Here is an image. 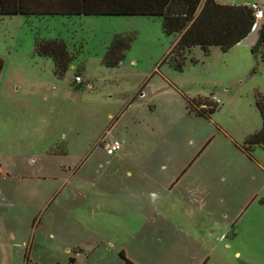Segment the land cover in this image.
I'll return each mask as SVG.
<instances>
[{
  "label": "rangeland",
  "instance_id": "rangeland-1",
  "mask_svg": "<svg viewBox=\"0 0 264 264\" xmlns=\"http://www.w3.org/2000/svg\"><path fill=\"white\" fill-rule=\"evenodd\" d=\"M217 1L239 6L253 0ZM162 23L146 16H0V197L11 200L14 237L7 243L18 248H7L16 264H264V147L244 150L262 128L258 29L227 52L193 47L178 71L169 61L176 37L165 35ZM116 36L133 42L117 67H107L103 60ZM37 40L66 44L72 62L63 77L55 75L53 59L35 51ZM142 85L147 98L139 106H148L151 95L160 118L113 125ZM195 98H208L217 110L210 118L190 112L187 100ZM137 113L148 121V113ZM221 127L239 142L228 146ZM201 130L212 133L214 143L200 165L209 162L216 173L197 178L198 188L214 179L213 199L200 205L178 200L201 166L181 190L162 193L164 202L153 209L141 199L125 206L122 198L107 197L117 181L149 188L136 169L132 177L121 175L151 153L186 154L190 163L185 144ZM102 132L106 142H132L121 164L95 145ZM218 185L229 187V205L219 202ZM3 249L0 244V260Z\"/></svg>",
  "mask_w": 264,
  "mask_h": 264
},
{
  "label": "trees",
  "instance_id": "trees-1",
  "mask_svg": "<svg viewBox=\"0 0 264 264\" xmlns=\"http://www.w3.org/2000/svg\"><path fill=\"white\" fill-rule=\"evenodd\" d=\"M146 16L162 18L163 32L167 36H180L171 50L170 64L182 71L185 55L193 47H200L206 54L212 47L223 52L245 40L253 31L254 16L247 6L223 5L216 0H0V16ZM133 38L116 36L103 63L117 67L131 48ZM255 49L264 60V20L258 29ZM35 51L54 60V73L63 77L72 56L64 42L37 40ZM3 61L0 59V76ZM77 77V76H76ZM188 109L197 115L210 118L217 104L208 98L188 99ZM257 109L262 128L250 135L245 151L256 146L264 147V99L258 94Z\"/></svg>",
  "mask_w": 264,
  "mask_h": 264
},
{
  "label": "crops",
  "instance_id": "crops-1",
  "mask_svg": "<svg viewBox=\"0 0 264 264\" xmlns=\"http://www.w3.org/2000/svg\"><path fill=\"white\" fill-rule=\"evenodd\" d=\"M239 6H247V4L239 5ZM175 37H176V42L174 43V45L180 39V36H175ZM143 85L134 95L128 96V99H131V101L122 107L117 117L112 118L113 125L116 122L121 123L123 120L127 119V125L138 124V126H141L143 123L146 122L151 123L152 121H155L156 119L160 118L158 113H156L157 106L154 104L155 101L153 100L151 95L149 96L150 99L146 101V103L149 104L148 106H146L145 103H142L143 105L139 106V103L142 101L144 102L145 98H147V96H145L142 91V88H144ZM180 94L181 97L186 95L184 92H180ZM139 109H142L144 113H148V117H149L148 121L146 120V118L139 116V114L137 113ZM218 133L224 134L227 141V145L230 147L232 146V142H234L235 144L239 142L238 140L230 136L229 133L222 127L220 128V130H218ZM106 135L107 132L105 133L102 132L97 138L95 145L104 147V142L107 141ZM213 139L214 136H212V133L207 134L205 130H201L199 132V136L197 139H188L186 141L185 147L187 148L190 147V149L192 150L191 152L192 154L190 156L193 159L190 163H188L189 155L186 156V154H181V153L176 155H168L164 152H160L159 155H156L157 152L151 153V155H148L147 159L142 158L137 163L134 162L133 164L129 163L130 167L125 171L127 173L121 175V177H130V176L132 177L134 173L131 170L136 169L135 171L136 174L142 175L148 179L149 188L141 187L140 185L135 186L134 184H131L129 182H126V184H124L123 182L120 183V181H117L118 182L117 186L109 188L110 194L107 197L116 200L118 198H122L123 199L122 203L125 206H133L136 202H140L139 200L136 199H141L143 206H147L148 209L150 208L153 209L155 208V206H159L164 202V197L161 196L162 193H168L170 192V190H173V188H175V190L176 189L181 190V188H183V186H181L183 181H185L190 177H194L192 175L196 169L195 166L197 167L201 166V169L197 172L198 177H194L196 178V182L193 187H196V189L191 194L189 189L193 187L184 188V190L178 193L179 194L178 200L182 202L191 201L197 205H200L201 203H207L208 201L213 199V195L215 193V187L213 186L214 179L209 180L210 186H206L205 190L203 189L199 190L197 178H202V181H204L205 179H209L210 177H213L214 174L216 173L215 170H211L213 167H211L209 162L206 164V166L200 165V162L204 159L206 153L210 151V148L214 143ZM130 144H132V142H127L124 139L121 150L117 154H115L112 159L107 158V160L111 162H116L117 165L121 164L123 161L126 160L125 157L127 154V149ZM89 156L90 154L88 155V157ZM153 158L154 159L157 158L159 162L155 165L148 163L146 165V163H144L145 160L148 162L151 161ZM191 165L194 167L190 168ZM224 169L227 173L229 172L228 174L230 175V171L227 168V166L224 165ZM114 172H119V171H114ZM75 174L76 172L71 173L70 177L74 176ZM149 177H153V180L150 179ZM222 180L225 181L226 179L223 178ZM216 189H219L221 193L219 196V202L223 205L225 204L229 205L230 203V196L228 195L229 187H227V185H218ZM5 199L6 197H0V229L2 228L1 229L2 231L0 232V244L4 248L2 252V256H1L2 259L0 260V264H16L14 258V256H16L15 253L13 252L12 249L8 250L7 248L9 246H12L14 248L15 247L18 248V247L15 245H11L10 243H7L8 238L14 237V225L13 224L11 225L12 223L11 220H8L7 205L9 201L7 202ZM100 199H102L101 196L99 197V200ZM9 204H11V200ZM33 245H34V237L32 239V247Z\"/></svg>",
  "mask_w": 264,
  "mask_h": 264
},
{
  "label": "built area",
  "instance_id": "built-area-1",
  "mask_svg": "<svg viewBox=\"0 0 264 264\" xmlns=\"http://www.w3.org/2000/svg\"><path fill=\"white\" fill-rule=\"evenodd\" d=\"M247 7L252 11L253 16H254V26H253V31L259 29L260 24L264 20V5H262L260 2L253 0L251 1ZM76 83H81L82 78L80 76H77L75 78ZM107 154L109 156H114L121 150V143L117 140H113L110 142H105L104 145Z\"/></svg>",
  "mask_w": 264,
  "mask_h": 264
}]
</instances>
